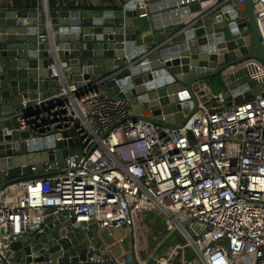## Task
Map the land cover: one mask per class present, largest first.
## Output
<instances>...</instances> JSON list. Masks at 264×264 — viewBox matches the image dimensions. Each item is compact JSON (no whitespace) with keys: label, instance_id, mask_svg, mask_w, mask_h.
I'll use <instances>...</instances> for the list:
<instances>
[{"label":"built area","instance_id":"obj_1","mask_svg":"<svg viewBox=\"0 0 264 264\" xmlns=\"http://www.w3.org/2000/svg\"><path fill=\"white\" fill-rule=\"evenodd\" d=\"M28 0H8L7 8ZM62 7L91 0H56ZM105 6L123 1L101 0ZM119 1V2H118ZM139 17L157 9L172 12L201 0H135ZM264 47V0H251ZM54 8H60L59 4ZM244 0H223L224 7L242 13ZM72 4V5H73ZM71 6V5H70ZM1 7V0H0ZM39 15L50 32L48 0H36ZM44 40V37H41ZM240 69L261 92L227 107L222 93L211 95L180 129L132 118L128 100L110 97L89 86L71 82L69 69L57 60L48 65V79L58 89L47 98L22 99L16 121L31 141L53 138L67 142L73 132L78 149L62 160L63 174L32 178L0 190V264H16L7 257L18 237L43 234L59 227L93 223L113 237L120 232L134 238V226L145 213L170 225L183 241L173 244L155 264H170L188 250V264H264V65L254 59ZM67 136V137H64ZM41 162V172H57ZM20 154V153H19ZM29 175H37L35 164ZM3 180L6 170H0ZM22 173L20 171L19 176ZM50 221L46 222L48 218ZM122 238L119 241L122 242ZM88 249L95 252V246ZM88 259L92 264H135L133 256ZM191 256V257H192Z\"/></svg>","mask_w":264,"mask_h":264},{"label":"water","instance_id":"obj_2","mask_svg":"<svg viewBox=\"0 0 264 264\" xmlns=\"http://www.w3.org/2000/svg\"><path fill=\"white\" fill-rule=\"evenodd\" d=\"M193 5V11L199 12L195 17L163 31L139 17L141 8L135 0L96 11L81 6L49 8L53 19L49 33L45 17L36 8H0V170L7 172L6 180L0 173V190L32 178L63 174L62 160L79 153V148L64 147L79 144L73 132L68 134L73 139L54 143L52 137L31 141L27 132L18 131V100L58 89L57 82L48 79L52 60L66 65L71 82L78 86L128 100L133 119L171 129L182 128L199 105L208 106L209 83L215 77L221 81L227 107L258 95L262 88L240 69L250 59L264 65L252 1L244 0L243 11L237 14L222 4L201 12ZM176 113L184 115L180 123L174 120ZM58 148L59 171L42 173L41 162L54 169L53 150ZM32 164L37 175H29ZM72 224L54 223L56 229L51 232L48 225L43 234L16 238L7 257L16 264H92L89 258H109L105 247L114 244L113 237L93 223L81 224L84 230ZM114 237L121 238V233ZM121 244L127 251L128 240ZM90 245L99 250L91 252ZM112 255L120 257L114 250Z\"/></svg>","mask_w":264,"mask_h":264},{"label":"crops","instance_id":"obj_3","mask_svg":"<svg viewBox=\"0 0 264 264\" xmlns=\"http://www.w3.org/2000/svg\"><path fill=\"white\" fill-rule=\"evenodd\" d=\"M119 1H129V0H119ZM144 1L146 3H155L158 0H144ZM222 2L223 0H201V2L198 4L199 11L200 12L207 11L208 9L214 8L216 5L221 4ZM27 3L28 2H25V3L16 2L15 8H22V9L31 8L27 6ZM72 4L70 5L73 8L80 7V5H78V2L74 3L73 5ZM70 5L64 8H70L71 7ZM7 6H8V0H1L0 8H7ZM105 7H106L105 4L101 0H91L90 5L83 6L84 9H87V10L93 9L94 11H96L99 8H105ZM193 10H194V5L193 6L190 5L187 8L179 7V8H176L175 11L165 12L164 9L163 10L157 9V6L155 5L153 7V10L148 11L149 15L147 18H145V22L150 23V25H152V27L155 28L156 30L163 31V30L174 28L180 24H186L189 20H191L193 17H195L199 13V12L196 13ZM52 20L53 19H51V23H52ZM102 92L107 94L104 91ZM222 92L223 90L220 91L219 93H222ZM52 94H53V91H48V92H45L44 94H40L39 98H47ZM214 94L215 93H212L211 95H214ZM34 98L35 96L31 94H26L23 99L31 100ZM21 100H18L17 103L19 104ZM19 155L23 156L22 153H20ZM28 157H30L29 154H28ZM19 173H20V168L19 167L15 168L16 177H19ZM142 217L143 218L139 220L138 222L140 225V229L142 231H143L142 221L144 219L148 220L149 225H153L159 228V225L157 223V220H159V217H157L156 215L152 213H145ZM135 230L136 231L134 232V235H133L135 238H133L132 240H129L125 238L123 235H121V238L123 240L124 239L128 240L127 251L124 249V246L119 241V238L114 237V236H118L120 232H115L113 235L114 244L111 246L112 250H114L117 254L119 253L120 258H123L131 254L133 256L135 264H155V261L159 259V243L156 242L157 239L156 240H153V238L149 239L147 235H145V233H142V231H140V235H138L139 233L138 224H135ZM117 247L119 249H115ZM191 256L192 255L188 250L184 252H178L177 255H174L175 262H171L170 264H188L192 261L193 256L192 257Z\"/></svg>","mask_w":264,"mask_h":264},{"label":"rangeland","instance_id":"obj_4","mask_svg":"<svg viewBox=\"0 0 264 264\" xmlns=\"http://www.w3.org/2000/svg\"><path fill=\"white\" fill-rule=\"evenodd\" d=\"M209 87L212 93H215V94L223 90L219 77H215L211 79V82L209 83ZM147 114L148 113H146V115ZM183 119H184L183 113H176L174 115V120L176 123H180ZM55 156L57 160L61 159V149L59 148L56 149ZM147 222L148 220H145V219L142 221L144 232L140 229L139 223L138 222L136 223L138 224V231H139L138 235H140V231H142V233H145V235H147L149 239L150 238L151 239L153 238V240L157 239L156 242L159 243V256L163 255L164 251L171 245L183 244V241L178 236V234L174 231V229L167 223L163 222L162 219L157 220L159 228L153 225H149V222L148 223ZM134 231H136L135 226H134ZM172 262H175V259Z\"/></svg>","mask_w":264,"mask_h":264},{"label":"trees","instance_id":"obj_5","mask_svg":"<svg viewBox=\"0 0 264 264\" xmlns=\"http://www.w3.org/2000/svg\"><path fill=\"white\" fill-rule=\"evenodd\" d=\"M27 2H28L27 6H29L31 8L36 7V0H28ZM57 3L58 2L56 0H48V5L51 8H54ZM58 4H59L60 8H62V3L59 2Z\"/></svg>","mask_w":264,"mask_h":264}]
</instances>
